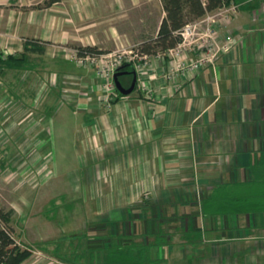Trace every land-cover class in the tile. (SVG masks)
Masks as SVG:
<instances>
[{
	"label": "crops",
	"instance_id": "obj_1",
	"mask_svg": "<svg viewBox=\"0 0 264 264\" xmlns=\"http://www.w3.org/2000/svg\"><path fill=\"white\" fill-rule=\"evenodd\" d=\"M47 1L0 0L2 57H19L26 40L43 49L26 52L29 64L22 70L0 68V77L21 70L34 74L30 83L48 89L51 99L37 113L47 124L43 147L52 161L49 146L58 138V153L67 156L55 160L77 159L75 169L65 171L74 186L71 178L80 170L81 193H73L84 203L87 222L98 218L115 239L141 244L142 264H264V210L224 205L256 180L251 169L264 152L262 6L249 1L229 21L217 19L213 27L237 43L213 66L176 71L171 78L173 60L158 50L146 67L132 69L134 90L105 111L96 99L104 91L93 67L67 59L66 50L138 46L155 37L164 15L161 0ZM155 2L159 18L147 34L144 27L153 24L147 10ZM0 90L9 91L4 98L21 87L0 80ZM32 97L36 101L35 92ZM67 117L81 124L76 136L64 125L53 132L50 121ZM55 247L47 250L62 255ZM49 259L70 264L69 258Z\"/></svg>",
	"mask_w": 264,
	"mask_h": 264
},
{
	"label": "rangeland",
	"instance_id": "obj_2",
	"mask_svg": "<svg viewBox=\"0 0 264 264\" xmlns=\"http://www.w3.org/2000/svg\"><path fill=\"white\" fill-rule=\"evenodd\" d=\"M252 1L253 5H259L258 8L262 6L261 0ZM244 5V3L238 5V9ZM150 7L147 12L148 17L153 20V24L144 27L147 34L155 30L160 13L157 10L156 2L155 6L151 7L152 9ZM141 12H136V18L139 20L143 19ZM218 18L220 16L217 15V18L215 16L216 21ZM206 23H202L194 32L186 34L184 44L187 53L193 52L190 48L191 41L203 35L206 31ZM135 27L138 34L141 33L143 28L141 29L139 25H135ZM123 28L127 27L123 26ZM21 70L15 73L11 71L4 77L2 75L0 77L1 82L9 81L13 87H21V91L14 92L13 95H5L4 98H2V94L9 91L1 92L0 90V205L6 209H13L11 225L14 228L15 237L21 244L30 247L33 251L32 256L25 264H41L43 262L52 264L49 258L51 256L59 257L47 249L51 247L54 249L55 246L58 247V250L61 249L60 253L63 251L61 257L69 258L70 264L71 262L72 264H86L87 258L80 257L84 251L82 245L89 244L96 247L104 244L103 241L113 243L118 239L96 224L98 218H93V220H89V222H93L88 223L87 218L84 217V214L86 215L84 203L81 200H76L77 197H80L73 193H81V187L76 184L81 178L80 170L76 171L73 179L71 178L75 187L70 185L69 175L65 171L68 170L67 166H69V172L74 170L77 159L73 158V163L70 161L69 163L61 162L60 159L63 157L66 159L67 155L58 153L61 151L58 146V138L49 146V150L53 154L51 161V155L46 152L48 147L44 148V143H42V137L45 134V137H48L47 124L45 120L40 121L37 117V113L44 109V102L51 98L46 99L48 89L43 82L39 89L30 83L33 81L34 74L20 72ZM131 76L121 78L123 86H129ZM100 89L104 91V94L103 96L97 95V102H100L103 109L108 111L114 99L119 97L117 89L115 85L111 91L102 89L101 83ZM34 92L36 101H33L32 97ZM108 95L113 98L111 102L105 101ZM39 102L41 106H39ZM50 122L53 123L54 133H57V129L60 131V125L67 126L74 136L79 131L81 132V124L73 121V118L67 117L65 122H61L60 118ZM58 157L60 159L55 160ZM72 166L74 169L71 168ZM122 240L124 239L118 241ZM131 244L137 243L132 242ZM72 248L73 251L70 250ZM88 263L97 264L96 259H90ZM56 264H60V262Z\"/></svg>",
	"mask_w": 264,
	"mask_h": 264
},
{
	"label": "trees",
	"instance_id": "obj_3",
	"mask_svg": "<svg viewBox=\"0 0 264 264\" xmlns=\"http://www.w3.org/2000/svg\"><path fill=\"white\" fill-rule=\"evenodd\" d=\"M249 1L252 0H161L164 15L157 33L155 37L144 39L138 45V51L152 55L158 50L173 48L182 41L180 31L185 25L199 20L207 14L214 13L230 3L240 5ZM49 2L52 0L47 1V3ZM74 47L79 54L94 55L105 52L90 45ZM23 50L24 52L19 57L11 55L2 57L0 54V68H26L29 64L26 52H42L43 49L35 47L33 40H26ZM132 69L131 63H123L119 66L118 71L121 72V75L117 79L121 84H123L121 78L128 77ZM125 73L127 74L125 75ZM117 95L122 96L118 91ZM251 172L256 180L251 181V184L246 187L247 191H243V195H232L230 200L224 202L225 207L227 206L229 210L236 209L244 212L264 210V152L255 162ZM13 213V209H6L0 205V264H21L33 254L30 247L21 244L15 237L14 228L11 225ZM103 243L96 247L88 244L82 249L84 251L80 257L87 258L86 264H90L88 263L90 259H96L97 264H142L146 258L144 247L141 244H131L127 241L119 243L118 240L113 243H106V241ZM135 247L139 250H134ZM55 250V252L59 251L58 247ZM56 256L62 260L68 259L66 256L61 257L63 255Z\"/></svg>",
	"mask_w": 264,
	"mask_h": 264
},
{
	"label": "built area",
	"instance_id": "obj_4",
	"mask_svg": "<svg viewBox=\"0 0 264 264\" xmlns=\"http://www.w3.org/2000/svg\"><path fill=\"white\" fill-rule=\"evenodd\" d=\"M262 7L260 14L264 17V0H261ZM238 13V5L230 3L226 7H222L216 14L206 15L205 18L185 25L180 34L182 41L173 48L166 49V55L173 60V71L168 74V77H175L176 71H193L203 66H213L216 59L223 53L231 51L237 39L230 33L220 34L213 23L216 21L215 16H220L224 21H229ZM206 23V31L198 39H193L192 46L194 55L187 57L185 51L184 40L186 34L194 32ZM189 42V43H191ZM66 58L74 61L78 65H89L93 67L95 76L100 79L102 89L108 91L113 90L114 80L113 75L118 71L119 66L123 63H131L134 70H141L148 65L149 55L140 53L138 46L130 49L117 48L112 51H105L99 54H79L76 48L66 50ZM182 56V57H181ZM181 57V58H180ZM108 93V92H106ZM113 98L109 95L106 102H111ZM59 263V262H57ZM62 264V263H60Z\"/></svg>",
	"mask_w": 264,
	"mask_h": 264
},
{
	"label": "water",
	"instance_id": "obj_5",
	"mask_svg": "<svg viewBox=\"0 0 264 264\" xmlns=\"http://www.w3.org/2000/svg\"><path fill=\"white\" fill-rule=\"evenodd\" d=\"M131 73H132V79H131V82H130V84H129L128 87L123 86V85L120 83V81L117 79V77H118L119 75H121V72L116 71V72L114 73V75H113V80H114L115 88H116L117 91L120 92L122 95H128V94H130V93L134 90V88H135V84H136V75H135V71L132 70ZM125 74H127V73H125Z\"/></svg>",
	"mask_w": 264,
	"mask_h": 264
},
{
	"label": "flooded vegetation",
	"instance_id": "obj_6",
	"mask_svg": "<svg viewBox=\"0 0 264 264\" xmlns=\"http://www.w3.org/2000/svg\"><path fill=\"white\" fill-rule=\"evenodd\" d=\"M130 82H131V79H130ZM130 84V83H129Z\"/></svg>",
	"mask_w": 264,
	"mask_h": 264
}]
</instances>
